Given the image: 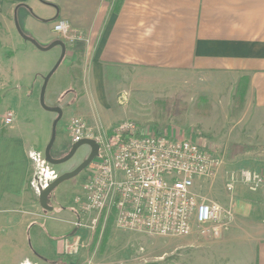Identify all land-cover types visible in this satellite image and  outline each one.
Wrapping results in <instances>:
<instances>
[{
	"label": "crops",
	"instance_id": "obj_1",
	"mask_svg": "<svg viewBox=\"0 0 264 264\" xmlns=\"http://www.w3.org/2000/svg\"><path fill=\"white\" fill-rule=\"evenodd\" d=\"M58 20L83 34L64 42L44 89L45 97L60 71L64 83L53 82L44 101L61 110L58 122L74 110L72 117L107 135L133 116L128 110L139 74L157 70L243 78L245 104L264 113V0H123L119 7L117 0H0V264L76 263L63 250L66 239H75V220L64 214L62 224L44 222L65 211L62 195L54 189L51 210H45L30 186L33 157L44 154L57 113L42 107L30 124L26 112L37 107L44 78L61 56L60 45L49 47L59 40L53 30ZM116 107L122 116L104 124ZM58 122L52 147L66 154L72 143L58 135ZM244 192L245 212L237 198L230 227L214 239L190 235L194 258L184 253L175 264H264V197Z\"/></svg>",
	"mask_w": 264,
	"mask_h": 264
},
{
	"label": "rangeland",
	"instance_id": "obj_2",
	"mask_svg": "<svg viewBox=\"0 0 264 264\" xmlns=\"http://www.w3.org/2000/svg\"><path fill=\"white\" fill-rule=\"evenodd\" d=\"M59 72L49 80L45 103L49 101V90L53 89V82L59 86L64 83ZM138 79V88L129 103L132 107L128 110L133 116H129L128 120L135 122L142 131L189 138L218 154L222 160L218 174L200 191L205 197L228 208H234L237 198L242 199L240 207L245 212L247 202L244 200L248 199L244 192L246 188L239 184L232 193H226L223 188L227 174L241 168L256 170L264 179V113L245 104V80H234L218 74L199 75L195 72L165 70L145 75L141 72ZM35 104L36 108L30 109V105L26 112V121L30 124L38 121V114L43 112L39 92ZM115 109L111 110L108 117H103L104 124L107 121L115 122L122 116V109ZM74 114L75 111L71 110L58 122L57 133L62 135L65 142L71 140L68 132L63 130L64 121ZM87 149V145H82L67 162L49 164V167L57 176L71 171L87 157L84 155ZM53 150L54 147L51 155L55 158L66 155ZM86 175L84 169L55 188L54 192L62 195L60 206L65 207V211L53 212V218L44 221L48 224H62L60 218L64 214L75 220V247L70 253L74 255L75 264H175L184 253L194 258L195 235H191L193 238L164 237L143 230L119 227L114 224L109 208L100 212H86L81 205ZM237 189L245 190L237 194ZM34 192L37 202L38 192ZM253 193L264 197L263 189Z\"/></svg>",
	"mask_w": 264,
	"mask_h": 264
},
{
	"label": "built area",
	"instance_id": "obj_3",
	"mask_svg": "<svg viewBox=\"0 0 264 264\" xmlns=\"http://www.w3.org/2000/svg\"><path fill=\"white\" fill-rule=\"evenodd\" d=\"M53 30L66 43L83 39L65 20L55 22ZM11 121L8 113L4 122ZM66 131L71 143L89 138L99 145L98 156L85 168L81 205L86 212L109 208L116 226L164 237L195 234L214 239L233 221V207H224L200 191L222 165L214 151L189 138L142 131L132 120L119 123L111 135H99L82 118L72 117ZM33 159L30 186L39 193L57 175L43 153ZM239 184L252 193L264 190L261 173L252 169L229 172L223 188L232 193ZM66 242L63 249L70 254L75 244Z\"/></svg>",
	"mask_w": 264,
	"mask_h": 264
},
{
	"label": "water",
	"instance_id": "obj_4",
	"mask_svg": "<svg viewBox=\"0 0 264 264\" xmlns=\"http://www.w3.org/2000/svg\"><path fill=\"white\" fill-rule=\"evenodd\" d=\"M30 41L32 43L36 44L33 40H30ZM55 45L61 46L62 53H61L59 60L55 64V66L52 68V70L44 78V82H43V86H42L41 94H40V103H41L42 107L46 110L57 113V118L53 122L51 137L49 139L48 144L46 145V147L44 149V157H45V160L49 164L59 165V164L67 162L70 158H72V156L75 154L76 150L82 145H87L90 148V152L87 155V157L77 167H75L71 171L65 172V173L57 176L45 188L40 190L38 200H39L40 206L45 210H51V206H49L48 200H49V196L53 192V190L63 181L71 179L72 177L76 176L81 171H83L98 156V150H99V145L94 139L84 138L78 142H74L73 144H71L70 149L66 153L65 156L55 158L51 155V148H52V145H53L54 139H55L56 124L61 117V110L59 108H50V107H47L45 105V103H44V89H45L46 82H47L49 76L56 69V67L60 63V61L64 55V52H65V45H64V42L62 40L59 39V40L53 42L49 47H52Z\"/></svg>",
	"mask_w": 264,
	"mask_h": 264
},
{
	"label": "trees",
	"instance_id": "obj_5",
	"mask_svg": "<svg viewBox=\"0 0 264 264\" xmlns=\"http://www.w3.org/2000/svg\"><path fill=\"white\" fill-rule=\"evenodd\" d=\"M123 0H117V7H119L121 5ZM111 135V132L109 133Z\"/></svg>",
	"mask_w": 264,
	"mask_h": 264
}]
</instances>
